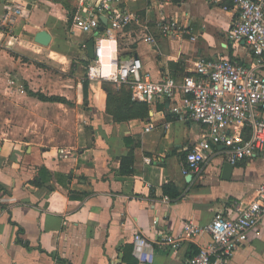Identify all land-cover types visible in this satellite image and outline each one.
<instances>
[{"label": "crops", "instance_id": "1", "mask_svg": "<svg viewBox=\"0 0 264 264\" xmlns=\"http://www.w3.org/2000/svg\"><path fill=\"white\" fill-rule=\"evenodd\" d=\"M78 1L72 8L67 0H58V19L86 52L82 61L90 68L96 50L91 59L88 44H96V36L75 30V18L100 0ZM117 7L137 13L139 20L117 32L115 39L102 42V70L107 76L115 70L114 58L141 59L143 72L155 81L170 75L181 81L195 74L200 58H228L247 65L253 61L245 42L229 39L239 18L231 3L224 9L216 0H121ZM69 12L74 13L71 27ZM102 18L100 37L107 26ZM160 20L176 21L179 31L164 35ZM146 36L154 40L147 42ZM50 45L40 46L48 47L50 55L67 52ZM89 82L87 102L83 92L84 124L73 146L47 148L0 138V264H138L132 241L139 232L152 244L153 264H187L211 237H181L185 222L206 226L217 213L229 214L236 203L255 200L264 184V154L234 164L229 174L224 173L229 162L223 153L226 146L218 145L214 149L219 153L201 176L185 174L187 155L206 129L173 111L179 97L135 101L131 87L108 80ZM105 84L116 90L110 102ZM126 99L146 102L148 115L117 121L112 112ZM241 136L248 139L250 130L245 128ZM130 151L134 172L122 174L121 159ZM168 184L179 195L166 201ZM164 236L176 238L178 248L163 242ZM225 264H264V214L247 243Z\"/></svg>", "mask_w": 264, "mask_h": 264}, {"label": "built area", "instance_id": "2", "mask_svg": "<svg viewBox=\"0 0 264 264\" xmlns=\"http://www.w3.org/2000/svg\"><path fill=\"white\" fill-rule=\"evenodd\" d=\"M120 1L100 0L95 5L84 7L75 18V30L96 36V61L89 68L88 80L127 84L135 101L179 97L173 111L202 124L206 129L202 140L187 155L185 174L201 176L211 158L219 153L214 149L218 145L226 146L223 153L233 165L257 153L264 154V0H216L224 9H228L231 3L238 10L239 18L231 27L229 39L247 44L253 56L249 65L235 63L228 58H200L195 64L196 75H187L181 81L171 75L160 81L152 80L149 74L143 72V63L139 58H114L111 64L115 70L108 76L103 73L102 42L115 39L117 32L139 20L137 13L119 9ZM21 7L18 5L15 15L23 14L25 8ZM101 16L106 18L107 26L100 37ZM158 28L166 36L180 29L178 23L172 20H160ZM153 40L149 36L145 38L147 42ZM245 128L250 130L248 139L241 136ZM145 161L150 159L145 158ZM165 200L168 201L169 197ZM263 214L264 184L259 186L255 200L246 205L236 203L229 214L217 213L206 226L192 220L185 222L181 237H196L203 233L211 237V241L201 246L187 264H225L237 248L247 243L249 232ZM132 242L138 264H153V248L148 239L139 232L134 234ZM163 242L173 248L179 246L173 236H164Z\"/></svg>", "mask_w": 264, "mask_h": 264}, {"label": "rangeland", "instance_id": "3", "mask_svg": "<svg viewBox=\"0 0 264 264\" xmlns=\"http://www.w3.org/2000/svg\"><path fill=\"white\" fill-rule=\"evenodd\" d=\"M16 0H0V138L65 149L76 144L83 123V89L86 55L58 19V0H17L25 5L15 15ZM72 8L78 0H67ZM75 6V7H74ZM55 35L50 47L67 52L50 55L34 41L36 33ZM52 56V57H51ZM31 89L59 95L68 103L41 102ZM80 100V102H79Z\"/></svg>", "mask_w": 264, "mask_h": 264}, {"label": "trees", "instance_id": "4", "mask_svg": "<svg viewBox=\"0 0 264 264\" xmlns=\"http://www.w3.org/2000/svg\"><path fill=\"white\" fill-rule=\"evenodd\" d=\"M73 21H74V13L69 12L68 13V22H67L68 27H71L73 25ZM85 66H86V71L88 72L89 63H85ZM121 86L124 88L130 87L127 84H123ZM89 88H90V82L87 79V73H86L85 79L83 80V92H84L85 102L88 101ZM105 88L107 89L108 100L110 102L112 97H114V93L116 92V90H115L114 86H112V85H106L105 84ZM27 93L29 96L36 97L43 102H51V103L57 102V103H63V104L68 103V100L62 96H56V95L46 96L45 94H43L41 92H35L31 89H28ZM127 94L130 95V91H127L126 95ZM130 105H132V106H130ZM116 108H117V111H113L112 114L117 121L128 120V119H132L134 117H138L140 115H145V114L148 115V105L146 102L140 103V102L129 101V99H126L125 103H120V104L117 103ZM133 163H134V152L130 151L126 156H123L121 159L120 173L127 174V175L132 174L134 172ZM171 188H173L171 185H169V184L166 185L164 187L165 194L170 199H174V198L178 197L179 194H178L177 190L171 189ZM171 190H173V191H171ZM125 259H126V257H125ZM128 263L133 264V261H129Z\"/></svg>", "mask_w": 264, "mask_h": 264}, {"label": "water", "instance_id": "5", "mask_svg": "<svg viewBox=\"0 0 264 264\" xmlns=\"http://www.w3.org/2000/svg\"><path fill=\"white\" fill-rule=\"evenodd\" d=\"M102 19L105 23L107 22L105 18ZM34 40L36 43L42 46H49L52 42V34L47 30H40L36 33ZM88 54L91 59H95V42L93 40L88 44ZM233 169H234V165L232 163L225 162L224 173L230 174ZM190 178H193V175H190Z\"/></svg>", "mask_w": 264, "mask_h": 264}]
</instances>
